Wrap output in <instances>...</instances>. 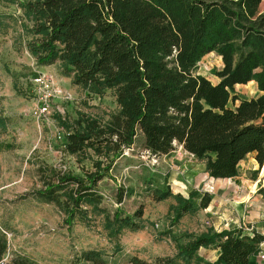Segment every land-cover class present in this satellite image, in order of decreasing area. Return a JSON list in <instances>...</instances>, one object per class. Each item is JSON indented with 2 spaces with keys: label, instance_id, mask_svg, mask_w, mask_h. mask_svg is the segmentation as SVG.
I'll return each instance as SVG.
<instances>
[{
  "label": "trees",
  "instance_id": "16d2710c",
  "mask_svg": "<svg viewBox=\"0 0 264 264\" xmlns=\"http://www.w3.org/2000/svg\"><path fill=\"white\" fill-rule=\"evenodd\" d=\"M21 10L25 47L38 65L58 63L74 85L100 94L114 92L117 108L106 119L85 112L68 119L56 115L64 129L61 150L76 169L44 163L38 166L40 186L34 194L56 205L70 226L89 224L102 216L109 240L142 227L143 207L132 214L120 207H102L103 179L115 180L116 159L138 133L155 155L174 143L203 160L211 178H233L241 160L255 153L264 162V11L262 0H5ZM215 53L221 66L212 83L194 69ZM256 83L258 94L237 95V85ZM238 103L235 104V101ZM229 102L233 107L229 106ZM0 127L5 123L0 118ZM261 172H264V166ZM132 189L119 185L117 202ZM171 196L169 227L160 237L174 241L173 255L149 262L137 256L130 264H192L200 248H216L208 264H250L264 235L242 228L220 231L208 227L178 241L171 228L187 215L208 207L211 197L193 190L187 196L163 183L154 201ZM9 244L0 233V264ZM90 264H105L96 249L81 252ZM5 264H40L13 254Z\"/></svg>",
  "mask_w": 264,
  "mask_h": 264
},
{
  "label": "rangeland",
  "instance_id": "374dc122",
  "mask_svg": "<svg viewBox=\"0 0 264 264\" xmlns=\"http://www.w3.org/2000/svg\"><path fill=\"white\" fill-rule=\"evenodd\" d=\"M26 2L28 0H18ZM264 11V0L259 6ZM21 10L16 2L0 0V233L8 240L4 264L13 254H23L40 264H90L81 259L84 250L96 249L102 253L105 264H130L137 256L152 262L159 256L175 253L174 241L160 233L169 227V209L175 200L169 196L161 201L152 199L155 186L166 183L175 193L188 195L174 183L175 178L190 181L188 192L195 190L192 174L202 172L204 161L196 158L181 145L174 143L173 150L157 155L158 163L152 164V153L144 146V137L138 133L134 144L116 159L113 169L115 180L103 179L99 188L104 196L102 207L113 212L120 207L132 214L143 207L142 227L136 231L125 230L116 240H109L102 228V216L96 215L91 223L74 220L69 226L64 213L53 203L34 194L40 186L37 174L44 163L70 166L76 169L73 159L61 150L58 132L63 127L56 115L73 119L78 112L89 113L106 119L117 108L114 92L106 89L94 94L74 85L58 63L38 65L25 47L26 37L20 26ZM216 55L204 58L194 69L212 83L218 77ZM38 72L51 74L63 94L51 100L46 117L34 115L35 92L33 79ZM241 98L257 95L253 83L235 88ZM238 100L235 101V104ZM229 106L233 104L229 102ZM260 166L257 176H261ZM262 183L264 178H261ZM261 183V184H262ZM132 189L118 203V186ZM200 210V209H199ZM198 210V211H199ZM198 211L183 216L171 230L180 242L188 233L204 231ZM216 259L212 249H200L192 264H208Z\"/></svg>",
  "mask_w": 264,
  "mask_h": 264
},
{
  "label": "crops",
  "instance_id": "0c3cea01",
  "mask_svg": "<svg viewBox=\"0 0 264 264\" xmlns=\"http://www.w3.org/2000/svg\"><path fill=\"white\" fill-rule=\"evenodd\" d=\"M214 54L211 52L205 55L201 61ZM216 57L219 59L217 65L220 68V57L217 55ZM248 83L256 85L254 81ZM259 168L255 153H250L240 161L238 173L233 178H211L205 164L200 168L202 172L192 174L195 190L201 194L208 193L211 197L208 207L198 211L202 223H207L206 229L212 227L220 231L236 229L243 225L251 226L253 231L264 235V181L262 183L261 180L264 178V172L258 177ZM174 183L189 194L190 181L179 177L174 179ZM200 249H212L216 253V258L219 254L216 248ZM261 254L264 255V241L260 243L258 253L250 257V264H264V258H260Z\"/></svg>",
  "mask_w": 264,
  "mask_h": 264
},
{
  "label": "built area",
  "instance_id": "2783aa9c",
  "mask_svg": "<svg viewBox=\"0 0 264 264\" xmlns=\"http://www.w3.org/2000/svg\"><path fill=\"white\" fill-rule=\"evenodd\" d=\"M199 64V63H198ZM33 89L35 92V108L33 109L34 115L37 117H46L49 114L50 101L63 94V90L60 85L56 82L51 74L44 72H38L33 79ZM64 132H58V137L63 138ZM150 152V151H149ZM192 155V154H191ZM152 164H157V155L152 154ZM263 169V168H262ZM244 232L251 234L253 228L251 226H240ZM260 258H264L261 254Z\"/></svg>",
  "mask_w": 264,
  "mask_h": 264
}]
</instances>
